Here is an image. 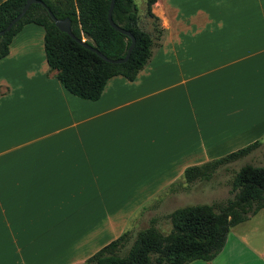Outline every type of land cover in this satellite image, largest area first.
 <instances>
[{
  "label": "crops",
  "instance_id": "0c3cea01",
  "mask_svg": "<svg viewBox=\"0 0 264 264\" xmlns=\"http://www.w3.org/2000/svg\"><path fill=\"white\" fill-rule=\"evenodd\" d=\"M150 10L158 46L95 101L48 72L40 26L12 37L0 59V264H85L186 168L264 141V0ZM261 211L212 260L188 264H264Z\"/></svg>",
  "mask_w": 264,
  "mask_h": 264
},
{
  "label": "trees",
  "instance_id": "16d2710c",
  "mask_svg": "<svg viewBox=\"0 0 264 264\" xmlns=\"http://www.w3.org/2000/svg\"><path fill=\"white\" fill-rule=\"evenodd\" d=\"M25 1L0 3V31L21 11ZM39 1L54 18L69 19L74 39L55 28L43 7L32 4L0 37V59L6 56L12 37L23 26H40L48 72H54V78L69 94L86 101L97 100L106 81L113 76L132 81L150 59L164 32L150 10L156 0H143V14H138L134 0H113L111 21L133 37L134 45L125 62L111 64L76 41L84 40V44L109 60L125 56L130 39L108 24L110 0ZM260 144L254 141L222 158L188 167L178 185L207 182L217 168L244 158ZM229 187L232 198L223 204L191 205L172 211L167 216V233L148 226L130 237L127 230L90 256L85 264H188L212 260L221 251L230 228L264 210V168L250 164L239 167Z\"/></svg>",
  "mask_w": 264,
  "mask_h": 264
},
{
  "label": "rangeland",
  "instance_id": "374dc122",
  "mask_svg": "<svg viewBox=\"0 0 264 264\" xmlns=\"http://www.w3.org/2000/svg\"><path fill=\"white\" fill-rule=\"evenodd\" d=\"M134 3L138 14H143L141 0H134ZM245 164L264 168V141L244 158L217 168L209 181L195 182L187 187L179 186L173 192H165L158 202H152L134 219L129 229L130 237L148 226H154L162 233L169 232L167 216L178 208L223 204L227 199H231L229 181L233 173ZM260 213H264V210Z\"/></svg>",
  "mask_w": 264,
  "mask_h": 264
},
{
  "label": "water",
  "instance_id": "95a60500",
  "mask_svg": "<svg viewBox=\"0 0 264 264\" xmlns=\"http://www.w3.org/2000/svg\"><path fill=\"white\" fill-rule=\"evenodd\" d=\"M32 4H37L40 5L41 7H43L49 18L51 19L53 25L55 26L56 29H58L60 32L65 33L66 35H68L70 38L74 39L73 35L71 34L70 31V21L69 19L65 18V19H56L53 17V15L49 12V10L45 7V5L39 1V0H26L24 5L22 6L21 11L8 23V25L0 31V37L3 36L5 33H7L11 27L24 15V13L27 11V9L29 8L30 5ZM112 6H113V0L109 1V7H108V11H107V21L108 24L114 28L116 31L120 32L121 34H124L125 36L129 37L130 39V44L127 48L126 54L123 58L121 59H117V60H109L106 59L104 56H102L100 53H98L95 49L89 47L88 45L84 44V40H76L77 43L81 44L85 49H88L92 52H94L96 55H98L101 59H103L104 61L111 63V64H120L123 63L127 60L133 45H134V39L133 37L128 33L123 31L122 29L116 27L112 21H111V11H112Z\"/></svg>",
  "mask_w": 264,
  "mask_h": 264
}]
</instances>
